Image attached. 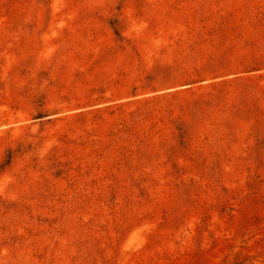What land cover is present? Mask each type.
Masks as SVG:
<instances>
[{
	"label": "rangeland",
	"instance_id": "rangeland-1",
	"mask_svg": "<svg viewBox=\"0 0 264 264\" xmlns=\"http://www.w3.org/2000/svg\"><path fill=\"white\" fill-rule=\"evenodd\" d=\"M261 57L264 0H0V264H264Z\"/></svg>",
	"mask_w": 264,
	"mask_h": 264
},
{
	"label": "trees",
	"instance_id": "trees-1",
	"mask_svg": "<svg viewBox=\"0 0 264 264\" xmlns=\"http://www.w3.org/2000/svg\"><path fill=\"white\" fill-rule=\"evenodd\" d=\"M244 69L246 71H254V70H261L264 69V57H261L260 59L254 60L251 63H248L245 65ZM195 79L192 77H189L187 81H194Z\"/></svg>",
	"mask_w": 264,
	"mask_h": 264
}]
</instances>
